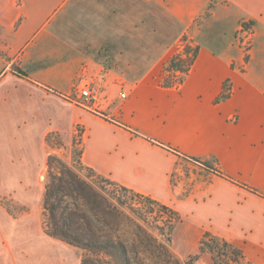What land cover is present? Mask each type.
Wrapping results in <instances>:
<instances>
[{"label":"crops","instance_id":"crops-1","mask_svg":"<svg viewBox=\"0 0 264 264\" xmlns=\"http://www.w3.org/2000/svg\"><path fill=\"white\" fill-rule=\"evenodd\" d=\"M244 25L249 61L235 41ZM184 38L197 56L165 87ZM107 71L97 107L70 99ZM23 123L71 137L80 126L85 166L181 215L180 258L202 256L211 232L264 264V0H0V137ZM191 158L228 177L199 163L204 178L180 183ZM7 213L0 196L3 236Z\"/></svg>","mask_w":264,"mask_h":264},{"label":"trees","instance_id":"trees-1","mask_svg":"<svg viewBox=\"0 0 264 264\" xmlns=\"http://www.w3.org/2000/svg\"><path fill=\"white\" fill-rule=\"evenodd\" d=\"M193 52L190 61L173 56L165 64L163 86L179 87L185 81L198 48ZM230 94L226 87L218 100ZM54 136L50 133L48 144ZM78 136L82 140V130ZM82 155L83 148L75 149L73 163L57 154L47 158L42 199L45 234L75 248L82 264H195L201 258L190 256L184 262L174 252L173 235L181 221L177 211L98 174L83 164ZM191 159L228 177L219 167ZM201 252L210 255L213 264H251L242 248L211 232L203 235Z\"/></svg>","mask_w":264,"mask_h":264},{"label":"rangeland","instance_id":"rangeland-1","mask_svg":"<svg viewBox=\"0 0 264 264\" xmlns=\"http://www.w3.org/2000/svg\"><path fill=\"white\" fill-rule=\"evenodd\" d=\"M252 32L251 27L244 25L235 36L237 46L247 61L254 48ZM195 48L193 41L184 38L173 56L190 61ZM162 75L164 78V72ZM70 99L82 102L75 92ZM20 128H8L7 135L0 137V171L4 177L0 196L8 212L6 233L4 236L0 234V264H82L80 253L75 248L45 234L42 206L48 156L57 154L68 163L75 162L74 150L82 149V140L78 136L82 128L78 126L73 137L68 132L53 129L50 133L55 132V136L49 144L47 137L50 133L42 135L38 131L34 134V130L28 129L25 123ZM200 167L198 161L183 159L177 180L184 185L191 184L192 180L193 183L201 181L204 173ZM172 248L175 252L174 240ZM181 259L188 262L189 256ZM195 264H213V260L210 255L203 254Z\"/></svg>","mask_w":264,"mask_h":264},{"label":"built area","instance_id":"built-area-1","mask_svg":"<svg viewBox=\"0 0 264 264\" xmlns=\"http://www.w3.org/2000/svg\"><path fill=\"white\" fill-rule=\"evenodd\" d=\"M109 72H104L99 74L91 80H85L81 78L79 82L74 87V92L77 94L78 98L82 101V105L97 107L102 99L107 77ZM123 98H126V94H122Z\"/></svg>","mask_w":264,"mask_h":264}]
</instances>
